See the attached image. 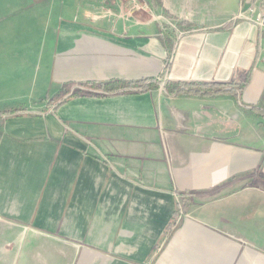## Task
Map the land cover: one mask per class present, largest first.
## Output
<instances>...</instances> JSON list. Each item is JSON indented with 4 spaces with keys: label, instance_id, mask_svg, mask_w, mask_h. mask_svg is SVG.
Returning a JSON list of instances; mask_svg holds the SVG:
<instances>
[{
    "label": "crops",
    "instance_id": "obj_1",
    "mask_svg": "<svg viewBox=\"0 0 264 264\" xmlns=\"http://www.w3.org/2000/svg\"><path fill=\"white\" fill-rule=\"evenodd\" d=\"M238 4L0 0V102L36 105L0 118V264H264V36ZM194 82L224 91L168 92Z\"/></svg>",
    "mask_w": 264,
    "mask_h": 264
},
{
    "label": "trees",
    "instance_id": "obj_2",
    "mask_svg": "<svg viewBox=\"0 0 264 264\" xmlns=\"http://www.w3.org/2000/svg\"><path fill=\"white\" fill-rule=\"evenodd\" d=\"M156 4H159V0H153ZM169 66L166 64V69ZM156 81V80H155ZM158 81L154 82L153 79H139V80H131V81H117V80H110L106 82H95V81H86L81 84V89H77L74 91L73 84L68 83L66 84V96L65 98L58 99L57 101L52 102L54 108H57L61 104H63L69 97H75L79 96L80 94H86L81 93L82 89L89 91L90 93L93 89L102 90L105 92H118V91H128V92H146L152 88H155L158 84ZM168 84H165V89L167 91ZM224 84H218V83H180L177 85H174L172 87H168L169 93H212L217 94L219 92L224 91V87H222ZM241 90V88H239ZM232 90L228 91L231 92ZM227 92V91H225ZM105 94H96V96H101ZM27 101L26 100H15L8 103L0 104V118L5 117L11 114L21 113L28 109L27 107ZM257 109V113L259 116L264 117V94L262 96V101L259 104Z\"/></svg>",
    "mask_w": 264,
    "mask_h": 264
},
{
    "label": "built area",
    "instance_id": "obj_3",
    "mask_svg": "<svg viewBox=\"0 0 264 264\" xmlns=\"http://www.w3.org/2000/svg\"><path fill=\"white\" fill-rule=\"evenodd\" d=\"M238 6V11L232 16L231 20L236 21L241 19L250 22L257 28L260 38H262L264 36V0H239ZM137 7L136 5L134 6V8ZM157 20L170 27H174L175 24L163 15H158ZM262 61L264 62V56L262 57Z\"/></svg>",
    "mask_w": 264,
    "mask_h": 264
},
{
    "label": "rangeland",
    "instance_id": "obj_4",
    "mask_svg": "<svg viewBox=\"0 0 264 264\" xmlns=\"http://www.w3.org/2000/svg\"><path fill=\"white\" fill-rule=\"evenodd\" d=\"M10 16L7 15V16H4L2 18H0V33H3V32H7L8 31V26H9V21H10ZM13 20V19H11ZM25 25V24H24ZM7 43L8 42V39H0V48H7V46H9ZM57 98V97H56ZM21 100H25V99H21ZM15 101V100H14ZM27 101V100H26ZM10 102V101H9ZM28 102V101H27ZM3 103H8V102H4V101H1L0 104H3ZM27 105H29L30 107H36L35 104H30L27 103Z\"/></svg>",
    "mask_w": 264,
    "mask_h": 264
}]
</instances>
